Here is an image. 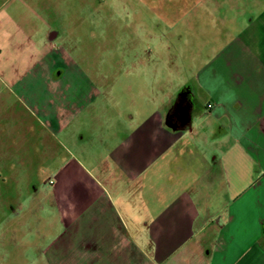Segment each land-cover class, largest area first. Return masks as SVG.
<instances>
[{
    "label": "rangeland",
    "instance_id": "374dc122",
    "mask_svg": "<svg viewBox=\"0 0 264 264\" xmlns=\"http://www.w3.org/2000/svg\"><path fill=\"white\" fill-rule=\"evenodd\" d=\"M256 2L0 0V264L74 257L102 193L123 217L132 197L140 207L127 135L161 91L192 78L207 37L260 14ZM66 111L65 129L54 127Z\"/></svg>",
    "mask_w": 264,
    "mask_h": 264
},
{
    "label": "crops",
    "instance_id": "0c3cea01",
    "mask_svg": "<svg viewBox=\"0 0 264 264\" xmlns=\"http://www.w3.org/2000/svg\"><path fill=\"white\" fill-rule=\"evenodd\" d=\"M259 5L260 14L229 18L233 29L207 37L204 59L190 64L192 78L178 93L161 91L159 109L127 135L125 167L128 182L141 184L134 189L140 207L127 198L123 217L102 193L93 225L78 224L74 257L58 264H264ZM72 116L57 112L54 127L65 129ZM117 183L113 190L127 188Z\"/></svg>",
    "mask_w": 264,
    "mask_h": 264
}]
</instances>
